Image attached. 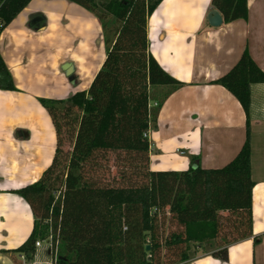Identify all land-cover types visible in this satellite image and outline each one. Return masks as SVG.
Listing matches in <instances>:
<instances>
[{"label":"trees","instance_id":"16d2710c","mask_svg":"<svg viewBox=\"0 0 264 264\" xmlns=\"http://www.w3.org/2000/svg\"><path fill=\"white\" fill-rule=\"evenodd\" d=\"M28 1L0 0V33ZM67 1L99 20L106 57L87 90L43 100L57 148L42 177L15 191L34 223L23 244L4 252L14 264H22L16 253L30 262L35 242L51 236L59 240L58 264H177L192 258L191 244L213 245L205 253L227 260V246L252 235L248 123L245 143L225 166L152 171L143 136L149 89L181 85L148 50L147 19L162 0ZM211 4L223 23L247 18V0ZM1 76L5 89H14L0 53ZM214 83L248 115L250 86L264 83V71L244 51Z\"/></svg>","mask_w":264,"mask_h":264},{"label":"crops","instance_id":"0c3cea01","mask_svg":"<svg viewBox=\"0 0 264 264\" xmlns=\"http://www.w3.org/2000/svg\"><path fill=\"white\" fill-rule=\"evenodd\" d=\"M213 8L211 0H162L147 19L149 53L181 83L152 87L155 98L149 104L158 106L148 116L149 168H221L245 143L248 123L252 235L228 245L227 260L203 254L177 264H264V83L251 84L248 115L230 91L214 83L244 51L264 71V0H247L246 19L218 27L206 19ZM33 14L40 22L31 23ZM97 32L102 35L96 16L75 3L29 0L0 33V53L14 86L5 89L1 76L0 264H14L4 251L23 244L33 228L31 208L15 191L42 177L57 148L43 100L88 89L106 57L103 47L95 48ZM72 34L81 38L78 51L71 48ZM73 58L93 63L88 82L86 60ZM66 62L75 66L72 79L61 70ZM40 249L32 260L43 264L45 249Z\"/></svg>","mask_w":264,"mask_h":264},{"label":"rangeland","instance_id":"374dc122","mask_svg":"<svg viewBox=\"0 0 264 264\" xmlns=\"http://www.w3.org/2000/svg\"><path fill=\"white\" fill-rule=\"evenodd\" d=\"M100 1V0H99ZM101 32H102V28H101ZM81 38L77 35L76 37L72 34V38L70 39V42H72L73 44L71 45V48H73V50H76V51H78V49H79V43H80V40ZM93 40H96L95 42H94V45H95V48L97 49V47L98 48H101V47H103V49H105V53H106V48H105V43H104V41H103V33H102V35H100L98 32L96 33V35H95V37H94V39ZM81 53V52H80ZM85 53H87V52H85ZM81 55H84V54H81ZM82 60L84 61V60H86V61H84V62H86L87 63V69H85L86 71H85V79H86V82H88L89 81V79L91 78V76H90V74H89V72L87 71V70H89L90 71V69H89V66H90V64L92 63L91 62V60H89V59H79V58H73V61H75L76 63H81L82 64ZM93 64V63H92ZM62 66V65H61ZM138 72V71H137ZM64 74V73H63ZM75 74H76V77H77V79H80V73L78 72V71H76L75 72ZM89 77V78H88ZM84 79V80H85ZM70 86H71V89L73 88V86H74V84L73 83H71L70 84ZM77 86V85H76ZM149 92H150V98H151V100L152 99H154L155 98V96H154V93H155V89H152V87L149 89ZM45 110H46V108H45ZM47 111V110H46ZM48 112V111H47ZM49 113V112H48ZM50 115V114H49ZM52 119V118H51ZM67 145V144H66ZM63 148V152H67V153H65L66 155H68V153L70 154L71 153V149L68 147V145L67 146H65V147H62ZM69 157V156H68ZM56 185H58V184H56ZM60 190L61 189H57L55 192H54V194H55V196L57 197L58 195H59V193H60ZM34 217V216H33ZM32 225H33V223H32ZM32 231V230H31ZM31 233V232H30ZM30 235V234H29ZM28 235V236H29ZM42 245V248L43 249H45L44 251H42V254H43V258L45 259V262H49V260H50V256H51V249H50V245L48 244V243H42L41 244ZM213 245H211V246H208L207 245V247H206V249L205 248H203L202 246H199V245H193V244H191L190 246H189V248H188V253H189V255L191 256V257H197V256H200V255H203V254H206L205 253V251L206 250H211V251H213ZM42 248L40 249V250H42ZM166 253V255H168V252L166 251L165 252ZM59 254H60V250H59V247H58V257H59ZM15 256L18 258V259H20L19 258V256H18V254L16 253L15 254ZM21 260V259H20ZM26 263H29V261H27ZM22 264H23V262H22ZM44 264V263H43Z\"/></svg>","mask_w":264,"mask_h":264},{"label":"water","instance_id":"95a60500","mask_svg":"<svg viewBox=\"0 0 264 264\" xmlns=\"http://www.w3.org/2000/svg\"><path fill=\"white\" fill-rule=\"evenodd\" d=\"M30 18H31V23L40 22V19H41L36 14H33L32 16H30ZM206 19L209 25L213 27H218L223 22L222 15L216 8H213L208 11L206 15ZM61 70L65 76H67L69 79H72L75 66L71 62H66L61 66ZM147 249H149L148 245H147Z\"/></svg>","mask_w":264,"mask_h":264},{"label":"built area","instance_id":"2783aa9c","mask_svg":"<svg viewBox=\"0 0 264 264\" xmlns=\"http://www.w3.org/2000/svg\"><path fill=\"white\" fill-rule=\"evenodd\" d=\"M158 106V103L156 101H153L151 104L148 103V110H150L151 107H156ZM149 114V113H148ZM149 116V115H148ZM143 136L145 138L148 137V133H147V130L143 133ZM42 243H48L50 246V249H51V256H50V260L49 262H45L44 264H58V246H59V240L57 239L54 243L52 241V237L49 236L47 237L46 239H43V240H37L35 242V251H34V254H33V257L35 256V253L38 249L42 248ZM20 258L22 259V262L23 264H38L39 262L37 261H30L29 263H26L27 261H25V257L24 256H20Z\"/></svg>","mask_w":264,"mask_h":264}]
</instances>
